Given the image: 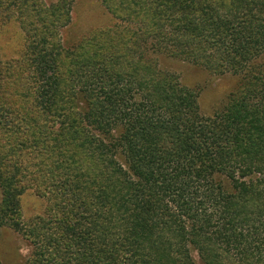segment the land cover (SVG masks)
<instances>
[{
  "label": "trees",
  "instance_id": "obj_1",
  "mask_svg": "<svg viewBox=\"0 0 264 264\" xmlns=\"http://www.w3.org/2000/svg\"><path fill=\"white\" fill-rule=\"evenodd\" d=\"M76 1L0 0L25 41L0 56V221L30 264H264V0H100L117 24L64 51ZM158 62L236 87L206 118Z\"/></svg>",
  "mask_w": 264,
  "mask_h": 264
},
{
  "label": "rangeland",
  "instance_id": "obj_2",
  "mask_svg": "<svg viewBox=\"0 0 264 264\" xmlns=\"http://www.w3.org/2000/svg\"><path fill=\"white\" fill-rule=\"evenodd\" d=\"M43 1L53 3L56 0ZM114 24H117L116 20L107 13L100 0H77L72 6L70 25L60 31L63 50L79 44L93 31L112 28ZM7 31H10L9 35ZM23 38L24 33L16 22L0 23V56L4 62L20 58L25 45ZM158 64L161 69L176 75L183 87L197 92L200 114L206 118L222 111L228 95L236 87L237 79L232 76H212L180 62ZM260 64L264 65V56ZM19 210V221L28 225L35 218L45 217L46 202L27 188L19 197ZM27 236L21 228L15 229L8 222L0 221V264H30L34 248ZM190 250L195 264H202L193 248Z\"/></svg>",
  "mask_w": 264,
  "mask_h": 264
}]
</instances>
